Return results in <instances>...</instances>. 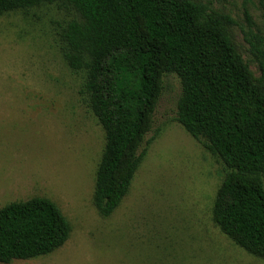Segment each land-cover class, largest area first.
<instances>
[{"label":"rangeland","instance_id":"obj_1","mask_svg":"<svg viewBox=\"0 0 264 264\" xmlns=\"http://www.w3.org/2000/svg\"><path fill=\"white\" fill-rule=\"evenodd\" d=\"M197 1L234 20V44L261 78L264 4ZM71 17L55 3L0 14V208L48 197L72 227L52 253L0 264H264L214 220L226 166L177 120L182 84L173 73L163 78L129 192L110 216L100 214L106 134L81 94L84 72L63 56L59 31Z\"/></svg>","mask_w":264,"mask_h":264},{"label":"trees","instance_id":"obj_2","mask_svg":"<svg viewBox=\"0 0 264 264\" xmlns=\"http://www.w3.org/2000/svg\"><path fill=\"white\" fill-rule=\"evenodd\" d=\"M44 3L72 13L61 49L84 72L81 94L105 130L94 193L100 214L110 216L129 192L163 78L173 73L182 84L177 120L226 166L214 220L264 257V49L255 79L231 37L234 20L197 0H0V14ZM71 230L48 197L8 203L0 208V263L48 255Z\"/></svg>","mask_w":264,"mask_h":264}]
</instances>
